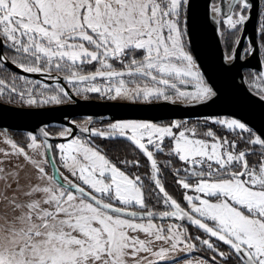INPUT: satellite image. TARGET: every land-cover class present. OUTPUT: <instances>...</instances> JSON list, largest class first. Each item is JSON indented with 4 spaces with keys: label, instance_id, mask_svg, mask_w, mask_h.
I'll return each mask as SVG.
<instances>
[{
    "label": "snow or ice",
    "instance_id": "snow-or-ice-1",
    "mask_svg": "<svg viewBox=\"0 0 264 264\" xmlns=\"http://www.w3.org/2000/svg\"><path fill=\"white\" fill-rule=\"evenodd\" d=\"M255 7L252 0H221L219 6L211 5V11L222 18L227 29L235 31L251 18ZM193 8L192 0H0V37L15 53L12 63L24 72L64 73L70 84L87 82V87L77 88L78 95L97 93L101 99L138 107L214 103L219 92L195 55L189 27ZM260 14L264 17V8ZM256 31L264 49V22ZM255 51V42L250 41L245 55ZM93 62L95 71L84 72L82 66ZM261 64L262 70L252 82L261 81L258 96L264 101V61ZM97 78L104 82L103 87ZM4 83L0 79V85ZM57 89L68 96L59 84ZM11 90L17 92L15 86ZM20 95L23 98L25 93ZM28 95L26 102L35 104L32 93ZM41 102L59 104L62 99L53 94ZM208 121L233 132L240 130L239 140L219 137L211 127L203 133L206 138H198L197 128L187 127L186 121L164 123L157 116L113 119L103 128L84 127L83 131L92 136L125 138L141 150L151 163L155 187L171 208L159 216L187 218L203 230L209 238L196 236L195 240L218 254L222 264L233 258L236 264H264V151L258 164L250 165L247 157L254 149L237 150L240 141L264 149V138L240 119L210 116L205 118L206 124ZM41 131L45 137L49 135ZM29 136L28 147L37 148V138L31 133ZM166 138L171 140L168 155L191 165L183 170L196 177L194 183L184 178L177 183L204 194H185L187 210L165 190L159 178L154 151L164 152ZM6 142L29 159L38 178L47 183L32 184L21 191L19 195L25 199L15 192L12 197L0 194L11 211V215L5 212L0 216V264H155L140 253L164 260L170 252L195 247L182 229L172 225L165 229L154 223L152 210L130 211L136 206L148 207L141 177L127 174L89 141L71 138L56 145L63 168L79 183L66 176L63 182L56 179L43 163L31 160L24 148L10 139ZM196 165L199 170H194ZM181 170L175 169V174ZM9 175L15 174L5 173L2 178L6 180ZM10 186L6 183L5 189ZM133 232H143L145 238L131 235ZM153 240L168 246L154 250ZM218 242L228 246V251H220ZM199 264L209 262L201 260ZM211 264H216L215 255Z\"/></svg>",
    "mask_w": 264,
    "mask_h": 264
},
{
    "label": "water",
    "instance_id": "water-1",
    "mask_svg": "<svg viewBox=\"0 0 264 264\" xmlns=\"http://www.w3.org/2000/svg\"><path fill=\"white\" fill-rule=\"evenodd\" d=\"M212 1L192 0L194 8L190 13L189 27L193 32L195 55L198 57V63L202 66V71L206 74V78L210 80L219 92V98L214 103L185 105L177 102L175 104L167 103L164 107H149L147 105L138 107L132 105L130 102L76 99L73 102L59 105L21 107L0 102V130L5 133H9L10 131L31 133L40 139L44 146L50 174L62 182L63 179L53 154L52 143L69 140L75 134L87 137L92 136L90 132L83 131L84 128L77 126L71 121V118L75 116L85 115L93 119L102 117L107 120L157 116L161 121L167 119L227 116L240 119L257 135H261L264 138V101H261L259 96L247 86L243 73L244 69L255 70L257 72L262 70L256 31L262 0H252L256 7L252 10L251 18L241 27V32L237 39L239 43L235 44L231 54L234 59L231 61L225 59L226 54L222 46L220 32L218 31L219 23L214 22L215 20H219L220 22V17L211 11ZM220 4L221 0H218L217 6ZM250 41L255 42L256 51L254 54L242 57L243 46L245 42L249 46ZM2 60L7 67L16 73L34 79L43 78L40 73L24 72L23 69L9 62L7 59L3 58ZM53 124L67 126L68 133L63 136L49 134L45 137L41 129ZM150 174L152 175L151 163ZM183 178L189 179L190 176H183ZM151 182L155 187L152 179ZM156 190L164 199L159 189L156 188ZM130 211L145 212L144 210L133 209H130ZM153 218L161 221H174L177 225L184 228L186 237H189L188 227H192L201 234H204L203 230L192 225L187 218H161L159 215H154ZM213 239L215 240V238ZM219 243L223 245L222 242ZM224 246L228 248V246Z\"/></svg>",
    "mask_w": 264,
    "mask_h": 264
},
{
    "label": "rangeland",
    "instance_id": "rangeland-1",
    "mask_svg": "<svg viewBox=\"0 0 264 264\" xmlns=\"http://www.w3.org/2000/svg\"><path fill=\"white\" fill-rule=\"evenodd\" d=\"M217 1L218 0H213L212 4L215 3L217 5ZM260 10H261V8H260ZM259 14H260V12H259ZM258 19H259V17H258ZM257 28H258V24H257ZM219 32H220L221 42H222L224 52H225L226 56H231V54L234 50L235 44H236L235 42L237 41V39L240 35L241 27L238 28L237 30L233 31V30L227 29V26H225L223 24V22H219ZM257 37H258V33H257ZM257 41H258V38H257ZM258 46H259V51H260L259 54L264 56V49H261L259 41H258ZM85 65H90V64H85ZM256 73L257 72H254V73L248 72L246 74V83H247V86H249L250 89L255 94L258 95V91L260 89L257 88V85L260 84L261 81L259 79H256L255 83L252 82L253 79L255 78ZM20 77H24L25 79H20ZM0 79H3L5 81L4 85H0V89H2V91H0V101L2 103L3 102L6 104L10 103V104H14V106L19 105V106H23V107H26V106H31V107H33V106H46V105H51V104H55V103H42L41 100L45 99L47 97H50L53 94H59L61 96L62 101L64 100L63 93L58 92V89H54L51 86H49L48 84L43 83L42 81H38L37 79L27 77L25 75L16 73L14 71L6 72V73L5 72L0 73ZM98 83H100L101 87H103L104 82L99 81ZM13 86H15L17 88V92H12L11 89ZM85 87H87V85L78 86L77 88H80L82 90ZM32 88H33V90H32ZM21 91H23L25 93L23 98H21V95H20ZM31 91H33L32 97L35 98L37 101L35 104H28L26 102L27 99L29 98L28 93ZM41 93H42V95H41ZM82 94H85V93L82 92ZM10 95L12 97H14V103L9 102V98L11 97ZM221 117H226V116H221ZM187 127H189V128L196 127L197 133H198V138H206L203 136V133L206 132L209 127H211L213 129V131L217 134V136L227 137L229 140H233V139L239 140V136L241 135L240 130H238V129L235 130V132H233L230 129H224L219 125H215L211 121H208L206 124L205 119L196 120V121H193L191 123L187 122ZM11 134H13L16 141L12 140L10 138V136L7 135V133L0 130V169H3V172H0V194L7 195L8 197H12V195L15 192L19 196L20 199H25V197L19 195V193L21 191H27L28 187L32 184H37V183L45 184V183H47V181L46 180H40L37 176V170L32 165L30 160L26 159L23 154H19L16 151H14L12 149L11 145H9L6 141L9 139L12 140L14 143L17 144L18 147L24 148L25 152L27 153V156L31 160H36L38 162L43 163V166L45 167L46 172L49 175H51L50 169H49L48 161L46 158L44 146H43L40 139L37 138L38 147L33 149V148L28 147V144L31 143V137L29 136V133L11 132ZM243 135L245 137H247V133H244ZM73 138H79V139L83 140L79 136H74ZM207 139H209V141H211L212 138L207 137ZM69 140L57 142L56 145L62 144V143H68ZM170 143H171L170 138H166L164 141V146H168ZM242 143H244V142L240 141L238 143L237 150H240L239 147ZM244 146H247V148H250V146L260 147L259 145H246V144ZM137 150L140 152V150L138 148H137ZM168 151H169V149L168 150L164 149L163 157L168 158V161H172V172L175 173V169L180 168V169H182L179 172L180 174L192 175L191 172H187V171L183 170L185 168H191L192 166L191 165H185L184 162H181V161H180V163L176 164L175 160H174V155H166V154H168ZM53 154H54V157H55V160H56V163L58 165L59 172H60L62 178L66 176L68 179H71V181L74 180L75 182L79 183V181H76V178L71 175L69 170L63 168L62 163L60 161V152H59V149L57 147L53 148ZM260 158H261L260 156H250L249 157L250 164L251 165H257ZM45 161H47V162H45ZM204 167L206 170L207 166L205 165ZM199 168H200V166L196 165L194 170H199ZM139 171L140 170H138V171L135 170L134 175H137L139 173ZM148 171H149V175H148L149 178H148V180H146L147 182L144 183V181H143V179H145L147 176H143L142 174H140L141 181L145 184V185L143 184L144 190L147 192L148 198L152 199L153 202H156L162 196L159 195L158 192H156V190H155L156 188L154 187V185L152 184V182L150 180V178H151L150 169H148ZM5 173L15 174V175H9L7 177V179L5 180L4 178H2ZM190 178H195V177L190 176ZM17 180H18V183L20 185L19 189L17 188ZM177 180H179V179H177ZM177 180L173 179V182L175 181L174 182L175 184H173V187L167 188V189L170 190L169 194L171 196H172V194L174 195L175 192L177 191L176 187H178L180 189L179 194H180L182 201L186 205V209H187V201L184 200L185 194L193 195V196H195V195L203 196L204 195L202 193H200V194L196 193L194 188L193 189L182 188L177 183ZM195 180L196 179L187 180V181L190 183H194ZM6 183L11 185L7 189H5ZM161 183L163 184L162 180H161ZM174 186H176V187H174ZM167 189L165 188V190H167ZM161 200H162V198H161ZM6 203H7L6 201H4L2 198H0V216H3V214L5 212H8V214L11 215L10 208H6ZM117 206H120V205L117 204ZM131 209H133V210H144V208H140L139 206L133 207ZM148 209H150L152 211L154 210L151 208H148ZM169 209H170V207H169ZM168 210L166 209L165 211H168ZM144 211H148V210H144ZM153 212L156 215H159V213L162 212V210L157 211V209H156ZM146 220L147 219H145V221ZM137 222H139V219ZM153 222L156 223L157 225L163 226L165 229H167V227L169 225H172L174 228L182 229L184 236H186L184 228L180 225H177L172 220L161 221L159 219L153 218ZM130 234L131 235H138L139 238H141V239L145 238V234L143 232H133ZM190 236L191 235L189 234V237ZM198 243H200V241ZM160 246L167 247L168 245L163 241L153 240L154 250L158 249V247H160ZM181 247H183V246H181ZM205 254H206L205 256L204 255L199 256L198 254L194 253V248H192L188 251L170 252V253L166 254V257L164 260H158V259H155L152 256H150L148 253H143V252L140 253L141 256H145L150 260H154L155 264H199V261H201V260H206L209 262V264H211L212 261L210 259H212V258L209 257L208 253L205 252ZM211 255H213V254L211 253Z\"/></svg>",
    "mask_w": 264,
    "mask_h": 264
},
{
    "label": "flooded vegetation",
    "instance_id": "flooded-vegetation-1",
    "mask_svg": "<svg viewBox=\"0 0 264 264\" xmlns=\"http://www.w3.org/2000/svg\"><path fill=\"white\" fill-rule=\"evenodd\" d=\"M220 22H222V18L221 17H220ZM0 39H1L0 73H2V72H5V73L6 72H12V70L3 63L2 59L5 58V56H6V59L9 62L12 63V60H13V58L15 56V53L10 48L5 47V45L3 43V37H0ZM246 48H248L247 42H245V44L243 46L242 57L247 56V55H245V49ZM14 65H16V64H14ZM115 66L117 68H119V64L118 63ZM95 67H96V62H93L90 65H83L82 69H83L84 72L95 71ZM248 72L249 73H254V72H257V71H255V70L254 71H250L248 69H244L243 73H244L245 81H246V74ZM40 74L42 75L43 78L42 79H37L38 81H42L43 83L48 84L49 86H51L54 89H57V84H59V86L64 89V92L68 93V96H66V97L64 96V100L61 103H59V104H65V103L73 102L76 99H80V100H82V99L83 100H97V101H111V100H107V99H101L99 94H97V93H85V94H79L78 95L77 91H76L77 87L78 86L87 85V82H84V83L74 82V84H70L66 80H63L64 79L63 78L64 77V73L51 72V73H40ZM99 81H100V78H97V82H99ZM32 90H33V88H32ZM31 93H33V91H31ZM63 95H64V93H63ZM9 102H13L14 103V97L11 96L9 98ZM122 102H126V101H122ZM8 104H10V103H8ZM59 104L55 103V104L46 105V106L59 105ZM10 105H14V104H10ZM16 106H19V105H16ZM21 107H23V106H21ZM26 107H31V106H26ZM33 107H40V106H33ZM207 117H210V116H207ZM205 118L206 117H194V118H184V119H167V120H163L162 122L167 123L168 121H171V120H181V121H187V122L191 123L193 121L203 120ZM92 119L93 118L90 117V116H85V115L82 116V115H80V116H75V117L71 118V121L74 124H76L77 126L81 127V128L88 127L89 129H91V128H103L107 123L111 122V120L103 119L102 117H100L99 119H93V120ZM44 129L50 135H58V136H62V135H60V133H62V131L65 134H67L68 131H69L68 127L65 126V125H62V124L48 125V126H45ZM66 129H67V131H65ZM11 132H13V131H10L9 133H7V135H9L12 140L16 141L14 136H13V134H11ZM74 136H79L83 140L89 141L92 144V146L97 147L102 153L112 152V151H114L115 149L118 148V147L116 148L115 145H120V144H122L123 149L129 150V151L132 150L133 152H137L138 151L137 148L135 147V145H133L130 141H128L127 139H124V138H103V137H92V136H88L87 137V136H83L81 134H75L71 138H73ZM56 143H52V148L56 147ZM250 148L254 149V152L249 153V155L247 157L248 160H249L250 156H260L261 157V152L264 151V149H261L260 147H256V146H250ZM123 149L119 148L120 151L123 150ZM164 149L168 150L169 148L164 146ZM241 149H244V148H241ZM150 150H153V149H150ZM140 152H141V154H143V152L141 150H140ZM163 154H164V152L156 153L154 151V158L157 160L158 166L160 168V174H159L160 180L163 177L167 178V175L172 177L174 180L183 178V176H191V177H193L192 175H185V174H180V173L177 175V174L173 173L172 172V163H171V165H169L167 163L168 158L163 157ZM166 155H168V154H166ZM142 157L143 158H142L141 161H139V164H135V163L130 164L132 169L137 170V171L142 169V168L143 169H145V168L150 169V163H149L147 157L144 154L142 155ZM249 163H250V161H249ZM192 179L194 180V179H196V177L195 178H189L187 180H192ZM68 180L71 181V179H68ZM150 180H151V178H150ZM169 182L172 183V184H175L174 183L175 181L173 182V180H171V179H169ZM156 192H157V190H156ZM170 210H171V208L168 211H170ZM188 232H189V234L191 233V236H193L194 238L196 236H201V238H203V239L204 238H209L208 236H206L204 234H203V236L200 235V232H198L197 230L193 229L192 227H188ZM211 239L213 241H215L213 238H211ZM198 242L199 241H196V243H198ZM219 244H220L221 251H224V252L228 251V248H226L221 243H219ZM196 247L199 248L198 244H195V248ZM205 252L209 254V257L213 258L214 255H211V251L208 250L207 247H206V251ZM215 258H216V261L220 262L221 259H219V257L215 256Z\"/></svg>",
    "mask_w": 264,
    "mask_h": 264
},
{
    "label": "trees",
    "instance_id": "trees-1",
    "mask_svg": "<svg viewBox=\"0 0 264 264\" xmlns=\"http://www.w3.org/2000/svg\"><path fill=\"white\" fill-rule=\"evenodd\" d=\"M262 8H264V0H262V4H261V9ZM261 22H264V17H262L261 16V14H259V19H258V27H259V25H260V23ZM258 41H259V44H260V37H259V35H258ZM260 52V51H259ZM260 56H261V60L262 61H264V56H262L261 54H260ZM245 145V143H242L241 145H240V149L241 148H245V147H247V146H244ZM116 146V148L117 149H115L114 151H112V152H107L106 154H107V156L114 162V163H116L117 164V166L118 167H120L122 170H124L127 174H129L130 176H132V175H134V169H132V167L130 166V164H127V165H125V164H122V163H120V161H122V160H129V161H141L142 160V154L139 152V151H137V152H133V151H129V150H125V149H123V146H122V144H120V145H115ZM170 146H171V144H169L168 146H166L167 148H170ZM238 147V146H237ZM119 148L120 149H123V150H119ZM174 160H175V163L177 164V163H180V161L178 160V158L177 157H175L174 156ZM140 174H142L143 176H147L145 179H143V181H144V183H146L147 181L146 180H148V175H149V171H148V168H145V169H140V171H139V173L137 174V175H139L140 176ZM169 179H171V180H173V178L172 177H170L169 175H167V178L166 177H163L161 180H162V182H163V186L167 189V188H171V187H173V184L172 183H170L169 182ZM143 183V184H144ZM145 185V184H144ZM174 187H176V186H174ZM177 188V189H176ZM175 189L177 190L176 192H175V194L173 195L172 194V196H173V198L174 199H176L177 200V202L178 203H180L181 204V206L182 207H184V208H186V205H185V203L182 201V199H181V197H180V189L178 188V187H176ZM167 192L168 193H170V190H168L167 189ZM144 194H145V201H146V204H147V209L146 208H144V210H150V209H148V208H151V209H154L153 211H155L156 209H157V211H165L166 209L168 210L169 209V206H167V205H165L164 204V200L162 199L161 200V198H159V200H157L156 202H153L152 201V199H149L148 198V196H147V192L144 190ZM190 235H191V233H190ZM200 235H202L203 236V234H201L200 233ZM190 240H191V242L194 244H198V247L199 248H195L194 247V253L195 254H198L199 256H205L206 254H205V251H206V247H205V245H203L201 242L200 243H196V241H198V240H195V238L193 237V236H190ZM220 251H221V248L219 249ZM211 253L213 254V255H215L216 257H219V259H221V257L218 255V254H216V253H213L212 251H211ZM211 261H212V259H210ZM216 263L217 264H222V261L220 260V262H218V261H216ZM227 264H236V260H235V258H233V259H231V260H228L227 261Z\"/></svg>",
    "mask_w": 264,
    "mask_h": 264
}]
</instances>
